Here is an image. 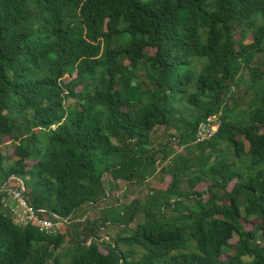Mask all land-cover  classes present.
<instances>
[{
	"label": "trees",
	"instance_id": "1",
	"mask_svg": "<svg viewBox=\"0 0 264 264\" xmlns=\"http://www.w3.org/2000/svg\"><path fill=\"white\" fill-rule=\"evenodd\" d=\"M258 53L264 0H0V264H264ZM245 68L256 101L231 118ZM215 115L218 132L197 142ZM159 167L170 182L143 203L103 209L125 233L112 241L95 220L66 249L67 225L21 226L4 202L17 177L35 209L72 222L107 200L106 175L143 183Z\"/></svg>",
	"mask_w": 264,
	"mask_h": 264
},
{
	"label": "rangeland",
	"instance_id": "2",
	"mask_svg": "<svg viewBox=\"0 0 264 264\" xmlns=\"http://www.w3.org/2000/svg\"><path fill=\"white\" fill-rule=\"evenodd\" d=\"M237 38L240 39V33L237 32ZM252 33L249 32L246 38V42H252ZM264 62V54L258 53L255 57V59L252 61L250 67H257L264 71V64L261 65V63ZM250 73L249 69L245 68L243 69L241 73V83L238 86H234L231 89V94L233 96V99L229 101V105L235 106V110L230 113L231 118H239V119H245V112L246 108L254 103L256 101L255 98V87H253V84L250 82ZM71 78H67L66 81L70 80ZM219 117V115H217ZM248 120V117H247ZM54 128V126H53ZM162 130V129H161ZM165 130V129H164ZM164 130L162 132V135H164ZM45 136L44 134H42ZM7 144H4L1 147V152L4 156H11L15 152V145L11 143L9 140H6ZM15 161V159L7 160L4 165L7 167L10 164H12ZM29 167L33 166L36 162L34 160H29ZM1 175V171H0ZM105 184L108 189L109 196L107 200L103 203L98 204L95 207L91 206H85L82 207L79 211V215H81L82 219H77L67 226L68 228L66 230H69L70 234L67 237L65 248H69L70 240L72 238V233L75 234V236H80L82 239H87L90 241L92 239V236H89L90 230L93 228V222L97 220L99 222L97 224V233L100 236L101 240H114L117 238L120 234L123 233V227L113 225L111 223H107V226H104L102 224L103 220L105 218V215L103 214V209L107 208V212H110L108 210H115L116 212H123L124 207L131 205L132 203H135V201L139 200V202L143 203L148 195L153 194L154 187L157 186L158 183L170 182V178L166 179L165 174L161 170V167H159L158 172L152 177L148 178L146 182L140 183L139 181H136L135 183L128 184L124 180H115L110 175H106L104 177ZM28 181V180H27ZM30 182V181H28ZM203 188H207V185L202 186ZM13 202V201H12ZM101 219V220H100ZM139 219L137 218L130 226V228L134 229L137 225V221ZM243 225L246 229L250 230L253 228L255 222L253 220L251 221H245L244 218H242ZM100 226V227H99ZM104 226V227H103ZM65 230V231H66ZM88 237H86V235ZM238 241V237L235 236L232 240V244H236ZM261 243H264V241H261ZM104 251V250H103ZM228 252L224 255V260L228 259Z\"/></svg>",
	"mask_w": 264,
	"mask_h": 264
},
{
	"label": "built area",
	"instance_id": "3",
	"mask_svg": "<svg viewBox=\"0 0 264 264\" xmlns=\"http://www.w3.org/2000/svg\"><path fill=\"white\" fill-rule=\"evenodd\" d=\"M221 125L217 115L209 117L203 122L197 133V142H203L211 139L218 132ZM20 182L19 187L4 186L9 192V197L4 199L6 204L12 203L10 209L13 213L15 222L21 226H35L47 234H55L63 225H69L68 219L59 215L52 214V218L45 217V209H35L31 204L29 189L20 178L13 177ZM13 201V202H12Z\"/></svg>",
	"mask_w": 264,
	"mask_h": 264
},
{
	"label": "bare ground",
	"instance_id": "4",
	"mask_svg": "<svg viewBox=\"0 0 264 264\" xmlns=\"http://www.w3.org/2000/svg\"><path fill=\"white\" fill-rule=\"evenodd\" d=\"M51 217V216H50ZM58 232V231H57Z\"/></svg>",
	"mask_w": 264,
	"mask_h": 264
}]
</instances>
